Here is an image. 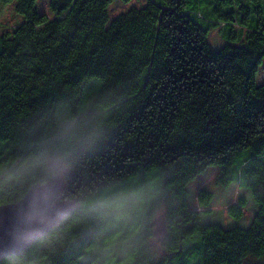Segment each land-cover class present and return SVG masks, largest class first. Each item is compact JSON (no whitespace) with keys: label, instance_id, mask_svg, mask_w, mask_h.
Segmentation results:
<instances>
[{"label":"trees","instance_id":"1","mask_svg":"<svg viewBox=\"0 0 264 264\" xmlns=\"http://www.w3.org/2000/svg\"><path fill=\"white\" fill-rule=\"evenodd\" d=\"M57 174L0 264H264V0H0V206Z\"/></svg>","mask_w":264,"mask_h":264},{"label":"water","instance_id":"2","mask_svg":"<svg viewBox=\"0 0 264 264\" xmlns=\"http://www.w3.org/2000/svg\"><path fill=\"white\" fill-rule=\"evenodd\" d=\"M58 201V177H55L33 187L17 203L0 206V260L19 254L61 220L66 207Z\"/></svg>","mask_w":264,"mask_h":264},{"label":"rangeland","instance_id":"3","mask_svg":"<svg viewBox=\"0 0 264 264\" xmlns=\"http://www.w3.org/2000/svg\"><path fill=\"white\" fill-rule=\"evenodd\" d=\"M56 177H58V193L61 191L63 187V180L60 176V174H57ZM155 225H156V240H159L160 235H161V229H162V221L161 217L157 216L155 220Z\"/></svg>","mask_w":264,"mask_h":264}]
</instances>
